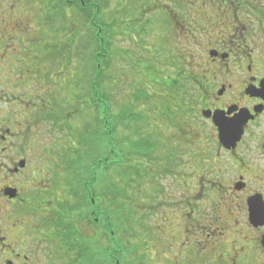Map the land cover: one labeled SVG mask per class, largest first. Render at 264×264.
Returning a JSON list of instances; mask_svg holds the SVG:
<instances>
[{
  "label": "flooded vegetation",
  "instance_id": "flooded-vegetation-1",
  "mask_svg": "<svg viewBox=\"0 0 264 264\" xmlns=\"http://www.w3.org/2000/svg\"><path fill=\"white\" fill-rule=\"evenodd\" d=\"M41 1L0 0V93L20 95L14 99L21 103L13 105L24 108L20 110L19 124L24 127L20 138L26 146L23 149L30 148L33 154L40 141L36 128L48 127L54 134V43L43 44L41 30L34 25L43 14ZM148 3V14L159 13L178 30V40L171 46L176 53L174 64L168 67V74L187 76L199 93L194 101L180 100V125L189 131L181 128L178 158L168 161V156L166 161L165 170L174 174H164L173 186L162 193L164 204L175 210L177 229L182 232V250L174 260L180 264H264V0ZM33 11L36 16L30 19L31 25L24 24L26 14L32 17ZM28 37V48L15 44ZM45 114L53 116L46 119ZM220 129L225 133L223 141ZM0 138L6 141V137ZM25 161L24 169L9 171L13 177H21L28 169ZM31 171L41 175L37 184H42L43 192L54 191V168L41 166ZM100 185L102 202L90 212L95 224L106 218L104 177ZM82 189L93 195L89 181ZM19 196L20 189L17 199ZM89 201L96 205L95 197ZM40 204L35 224L22 222L21 241L0 236L5 264H72L67 254L72 225L56 219L54 209L43 201ZM105 228L104 222L102 232ZM202 238L207 241L205 247ZM106 244L102 238L99 254L86 257L85 264H105Z\"/></svg>",
  "mask_w": 264,
  "mask_h": 264
},
{
  "label": "rangeland",
  "instance_id": "rangeland-1",
  "mask_svg": "<svg viewBox=\"0 0 264 264\" xmlns=\"http://www.w3.org/2000/svg\"><path fill=\"white\" fill-rule=\"evenodd\" d=\"M79 1L85 3L89 11H82L80 3L59 11L54 7V0H42L43 14L37 16L34 24L37 30H41L39 34L43 44L54 43V117L60 113L64 118L72 109L80 110L70 118L71 121L61 124L65 127L70 124V128L58 129L54 125V134L47 131L48 127L36 128L40 141L36 143L37 147H33L38 152L33 154L32 149H23L26 146L20 138L24 130L19 124L20 110L24 108L13 106L21 103L14 99L20 95L0 93V136L6 137V141L0 138V236L21 241L22 222L35 224L41 201L48 209H54L56 219H66L62 210L66 204L80 206V214L85 211L89 205L85 206L83 200L90 201L82 189L83 183L80 179L76 182L75 174L82 176L80 157L84 158L87 166L95 157L91 155L92 147H87L91 142H96L102 154L108 157L107 142L100 137L96 140V136H89L98 126L96 114L100 116L101 113L103 130L108 126L113 131L116 154L130 159L126 163L130 167L114 169L112 166L113 169L106 174L100 171L98 182L91 186L93 195H97L93 209H99L102 202L99 191L104 177L106 215L114 212L112 205L119 207L112 218L118 226L122 223L117 237L128 250L124 252L125 264H180L174 258L182 250V232L177 229L175 210L164 204L166 197L162 193L172 186V179L164 174H174L165 170L166 161L168 156V161L178 158L176 146L181 128L189 131L187 126L180 125V120H183L180 100L186 102L189 98L194 101L199 93L187 76L168 74V67L174 64L176 53L171 46L178 40V30L159 13L148 14V0ZM29 14H26L24 24L31 25L30 19L36 16L35 11L32 17ZM91 20L95 27L91 26ZM101 30L105 45L99 49L96 32ZM20 40L21 43L16 41L15 44L28 48L30 37L25 42L24 38ZM96 52L104 56L99 63V74H94L93 57ZM190 67L191 64L186 70ZM169 75L172 79L168 78ZM92 76L98 77L97 91L104 96L100 98L103 112L99 111V114L87 102ZM51 116L53 114L44 115L46 119H51ZM9 121L14 125L10 126ZM203 136L206 138L207 134ZM23 159L28 161V169L21 177H13L10 174L13 173L12 168ZM112 159L114 163L120 161ZM41 166L54 168V191L48 188L49 193H45L42 184H37L41 175L31 170ZM119 166L124 164L115 167ZM112 186L115 191L118 189L119 196L108 190ZM7 188L20 189L19 199L22 201L17 199L14 202V199L10 203L4 195ZM73 188L77 189L76 196L71 195ZM111 197L114 203H111ZM70 219L73 228L77 227L84 236H93L78 217ZM201 241L204 242L201 246L205 247L207 241L203 238ZM0 264H5L1 254Z\"/></svg>",
  "mask_w": 264,
  "mask_h": 264
},
{
  "label": "trees",
  "instance_id": "trees-1",
  "mask_svg": "<svg viewBox=\"0 0 264 264\" xmlns=\"http://www.w3.org/2000/svg\"><path fill=\"white\" fill-rule=\"evenodd\" d=\"M54 2L56 3L54 5V7L56 9H58L59 11H64L65 8H70L73 5H78V3H80V8L82 9V11H89L90 8H88L85 3L81 4V2L79 0H54ZM91 26L95 27L94 21L91 20ZM95 37L97 38V43H98V47L99 49H101L102 44L105 45L104 41H101V35L99 32H96ZM104 58V56L100 55L99 52H96L94 54L93 60H94V74H99L100 70H101V66H100V61L101 59ZM93 81H92V85H90L89 87V91L87 93V97H88V103L92 104L95 107V112H97L99 114V111L101 110V105L103 104L102 100L100 99L101 97H104L100 92L97 91L98 87H99V79L97 76H92ZM91 90V92H90ZM87 102L84 101V103L87 104ZM61 112V111H60ZM80 110L76 111L74 109H72V111L67 115L64 116V118H62V115H60V113H58L57 117H54V125L58 126L60 128L63 129H68L70 128V124H68L67 127L61 125L62 123H68L69 121H71L70 118H72V116L76 115L77 113H79ZM103 112V111H102ZM96 124L98 125L96 128L95 132H91V134L89 135L90 138H94L96 136V140L98 137H100V139L102 138L103 142H107V146H108V157L103 158L104 155L101 152V148H98L96 145L97 143H90L88 144L87 147H92V154L93 157L91 162L89 163V166L86 165V161H84L83 157H80L81 161L80 163L83 165V167L80 166V170L82 171L81 175L75 174L76 175V182L78 179H80V181L85 185L88 181H90V186H94L95 183L98 182V177L100 174V171L103 169H106V173L108 171H110L111 169H113L112 166H114V169H120V168H126V167H130V165L126 166V163L130 162V159H125L124 157H118V155L116 154V150H115V141H113V131L108 128V126L106 127L105 130H103V119H102V114L100 113V116H98L96 114ZM100 128V129H99ZM82 144V143H81ZM83 145V144H82ZM102 145L101 140H100V146ZM99 149V150H98ZM106 150V149H105ZM99 154V155H98ZM106 156V155H105ZM113 158L116 159H120L119 162L114 163L111 162ZM132 161V159H131ZM79 163V164H80ZM124 164V166H119V167H115L116 165H121ZM133 169V168H132ZM84 175V176H83ZM83 179H81V178ZM90 179V180H89ZM80 189V188H79ZM111 189V190H110ZM85 190V189H84ZM108 190L112 191L111 193H115L119 196V191L118 189H114V186L112 187H108ZM87 197L89 198H93V197H97V195H92V196H88L89 192L88 189L85 190ZM77 189H71V195L76 196L77 194ZM112 195V194H111ZM123 195V192H122ZM113 196V195H112ZM114 197V196H113ZM113 197H111V203H114ZM85 198V197H84ZM115 198V197H114ZM84 205L88 206L86 209L84 208V212L80 214V206L77 207L76 206H70L69 204H66L65 206H63L64 215L67 216L65 220H67L68 222H70L72 219H70L71 217L76 218L78 217L79 222L85 223L87 226V229L89 231L93 232V236H84L79 229H77V227L73 228L70 227V231L68 234V237L71 241V245L69 246V251H68V255L71 256L73 259L71 260L72 264H85L86 261V257H88L89 259H93L95 256H97L98 253V247L100 245V241L102 240V238L105 239L106 241V246H105V256H106V261L105 264H115L116 261H120V264H125V251H128L127 249H125V247L122 246L121 242H119L118 240V233L120 232V226H122V223L118 224L113 221V216L116 214V210L119 209V207L112 205L111 208H113L114 212L112 211V214H107L105 220L103 221L102 219L99 221L98 224H95L92 221V217H90V212L93 211V206L90 204V202L86 201V198L83 200ZM124 209V208H123ZM91 210V211H90ZM109 211V210H108ZM61 224L62 220H59ZM66 221V222H67ZM106 225L105 228V233L102 232V225L104 224ZM71 225V224H70ZM100 231L102 234H100ZM101 239V240H100ZM73 243V245H72Z\"/></svg>",
  "mask_w": 264,
  "mask_h": 264
},
{
  "label": "water",
  "instance_id": "water-1",
  "mask_svg": "<svg viewBox=\"0 0 264 264\" xmlns=\"http://www.w3.org/2000/svg\"><path fill=\"white\" fill-rule=\"evenodd\" d=\"M206 116H210V115L206 114ZM214 119H215V117H214ZM224 136H225V133L223 132V129H220V137H221L222 141L224 140ZM25 167H26V161L23 160L18 164V168L12 172L13 173L18 172L19 169H24ZM4 195H5V197L9 198L10 200H14V199L18 198V191L16 189L7 188L4 190ZM8 264H10V263H8Z\"/></svg>",
  "mask_w": 264,
  "mask_h": 264
}]
</instances>
